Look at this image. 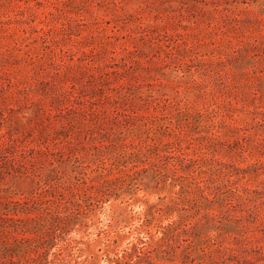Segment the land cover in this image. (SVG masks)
I'll return each instance as SVG.
<instances>
[{
    "label": "rangeland",
    "instance_id": "374dc122",
    "mask_svg": "<svg viewBox=\"0 0 264 264\" xmlns=\"http://www.w3.org/2000/svg\"><path fill=\"white\" fill-rule=\"evenodd\" d=\"M0 264H264V0H0Z\"/></svg>",
    "mask_w": 264,
    "mask_h": 264
}]
</instances>
